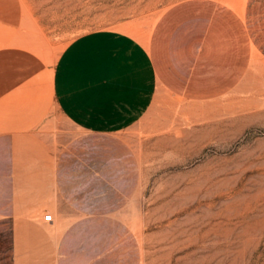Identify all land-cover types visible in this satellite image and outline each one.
<instances>
[{
	"label": "rangeland",
	"instance_id": "1",
	"mask_svg": "<svg viewBox=\"0 0 264 264\" xmlns=\"http://www.w3.org/2000/svg\"><path fill=\"white\" fill-rule=\"evenodd\" d=\"M179 1L0 0V133L38 130L60 154L86 128L117 131L134 158L77 226L104 248L83 264H264V58L221 96L173 94L148 50Z\"/></svg>",
	"mask_w": 264,
	"mask_h": 264
},
{
	"label": "crops",
	"instance_id": "2",
	"mask_svg": "<svg viewBox=\"0 0 264 264\" xmlns=\"http://www.w3.org/2000/svg\"><path fill=\"white\" fill-rule=\"evenodd\" d=\"M148 54L154 76L173 94L221 96L241 82L253 59L264 58V0H245L240 7L181 0L156 22ZM37 131L0 133V264H83L104 248L76 239L77 226L91 209H105L99 202L130 172L134 158L117 131L86 128L60 154ZM108 138L118 156L102 166L98 149ZM86 177L104 181L89 190Z\"/></svg>",
	"mask_w": 264,
	"mask_h": 264
}]
</instances>
